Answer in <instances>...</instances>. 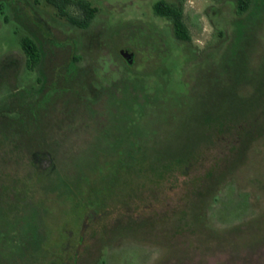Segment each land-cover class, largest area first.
<instances>
[{"label":"rangeland","instance_id":"374dc122","mask_svg":"<svg viewBox=\"0 0 264 264\" xmlns=\"http://www.w3.org/2000/svg\"><path fill=\"white\" fill-rule=\"evenodd\" d=\"M91 1L0 0V264H264V0Z\"/></svg>","mask_w":264,"mask_h":264},{"label":"trees","instance_id":"16d2710c","mask_svg":"<svg viewBox=\"0 0 264 264\" xmlns=\"http://www.w3.org/2000/svg\"><path fill=\"white\" fill-rule=\"evenodd\" d=\"M50 3L58 7L59 13L67 17L72 23L80 27H90L95 20L99 7L94 5L91 0H48ZM183 1L181 0V3ZM72 4H77L82 13L77 14L70 8ZM155 11L166 17L173 25L175 35L180 40L189 41L192 35L188 24L184 18V8L182 4L169 2L167 0H158L155 3ZM244 9V8H242ZM24 48L28 55V67L35 69L42 60L43 51L38 41L28 35L23 38ZM79 58V56H76Z\"/></svg>","mask_w":264,"mask_h":264},{"label":"water","instance_id":"95a60500","mask_svg":"<svg viewBox=\"0 0 264 264\" xmlns=\"http://www.w3.org/2000/svg\"><path fill=\"white\" fill-rule=\"evenodd\" d=\"M124 55L126 57H128V59L131 61V62H134L135 60V53L133 51H130L129 49H124L122 50Z\"/></svg>","mask_w":264,"mask_h":264}]
</instances>
